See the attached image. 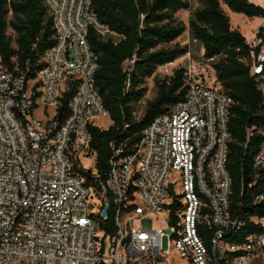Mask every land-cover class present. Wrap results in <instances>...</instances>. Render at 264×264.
<instances>
[{
  "label": "built area",
  "instance_id": "1",
  "mask_svg": "<svg viewBox=\"0 0 264 264\" xmlns=\"http://www.w3.org/2000/svg\"><path fill=\"white\" fill-rule=\"evenodd\" d=\"M43 2L54 45L42 67L28 78L0 61V264L263 261L264 214L245 221L231 210L226 165L233 102L216 80V58L205 59L202 50L200 61L183 68L184 99L144 126L131 153L110 145L102 181L95 170L82 168L81 159L95 164L89 126L107 116L95 86L98 56L87 34L109 31L91 0ZM245 43L249 75L263 92L264 16ZM69 90L67 116L60 120L58 108ZM252 167L264 169V140ZM87 175L94 183L86 184ZM252 202H264V187ZM110 204L113 231L107 232ZM157 217L172 231L167 249L160 228L139 225ZM246 223L253 231L231 241Z\"/></svg>",
  "mask_w": 264,
  "mask_h": 264
},
{
  "label": "trees",
  "instance_id": "2",
  "mask_svg": "<svg viewBox=\"0 0 264 264\" xmlns=\"http://www.w3.org/2000/svg\"><path fill=\"white\" fill-rule=\"evenodd\" d=\"M188 22L192 41L203 49L205 59L216 58L213 68L221 89L232 99L228 130L227 171L232 179V213L247 221L264 214V202L253 204L252 197L264 187V169L254 171L253 158L264 140V93L249 75L250 59L245 38L234 29L223 9L248 18L263 17L264 7L248 0H198ZM97 20L108 33L90 29L87 41L98 56L95 86L111 122L107 129L89 126L95 171L105 180L111 147L131 153L139 143L141 131L156 116L182 101L186 94L183 68L170 77L154 81L156 95L148 102L142 118L134 117V106L144 97L146 81L159 67L172 66L189 53L176 41L185 31L176 13L188 10V0H91ZM10 29L13 36L7 33ZM50 14L43 0H0V61L14 73L33 78L42 67L46 50L54 45ZM28 67V68H27ZM28 69V72H26ZM73 90L61 98L60 120L67 116V103ZM256 177L255 184L248 188ZM94 183L87 175L86 184ZM174 218V215H172ZM111 204L108 229L112 232ZM175 219L172 220V223ZM253 228L246 223L240 241Z\"/></svg>",
  "mask_w": 264,
  "mask_h": 264
},
{
  "label": "rangeland",
  "instance_id": "3",
  "mask_svg": "<svg viewBox=\"0 0 264 264\" xmlns=\"http://www.w3.org/2000/svg\"><path fill=\"white\" fill-rule=\"evenodd\" d=\"M188 1L190 4V8L188 10H181V11L176 13V18L183 24V26L185 28L184 33L182 34V36L180 38L177 39L176 42L180 46H187L189 53L178 58L177 62L172 66L158 68L155 75L146 81L144 97L142 98V100L139 103H137L134 106V117L136 120H139L140 118H142L147 103L152 101L156 95V88L154 86V81L156 79L161 80V79L170 77L173 74L175 69L186 68L190 64L197 63L198 61L201 60V54H202L203 49L199 45V43H197L196 41H192L190 33H189V29H188L189 19L192 15L193 11L197 7H199V2H198V0H188ZM223 9L229 13L228 15L230 17L234 15V13L228 11V9L226 7L223 6ZM240 30L244 35H246V37H248L247 35L250 31H252V28H248V27L247 28H240ZM7 33L11 34L12 36L14 35L10 29L7 30ZM263 92H264V86H263ZM35 116L38 117L39 114L36 113ZM107 117L108 116H106V117L103 116V117H100L99 119H97L95 121V123L97 124L96 126L101 128V129H107L108 126H110V124H111ZM86 159H81L82 168L84 170L94 171L95 170L94 162L92 160H86ZM171 181H172V177L170 178L169 182H171ZM139 225L142 226L143 228H160L165 235V237L163 238V241H162V247L164 249L168 248V239L172 235V231L167 224H160L159 217H157L155 219L147 220L146 222H140ZM95 226H97V225H95ZM256 264H264V260L259 261Z\"/></svg>",
  "mask_w": 264,
  "mask_h": 264
},
{
  "label": "crops",
  "instance_id": "4",
  "mask_svg": "<svg viewBox=\"0 0 264 264\" xmlns=\"http://www.w3.org/2000/svg\"><path fill=\"white\" fill-rule=\"evenodd\" d=\"M250 3H253V4H255V5H259V6H262V7H264V0H248ZM225 11V10H224ZM229 11V10H228ZM226 12V11H225ZM231 12V11H230ZM226 14L228 15L229 13L228 12H226ZM228 17H229V19H230V23H231V25H232V27L234 28V29H236V30H238L240 33H241V35L246 39V38H250V37H252L253 36V34H254V32H255V30L260 26V24H261V17H254V18H248V17H246V16H243V15H241V14H236V13H234V15L233 16H229L228 15ZM252 28V31H250L249 33H248V37H246V35H244L242 32H241V30H240V28ZM164 67V66H163ZM159 68H162V67H159ZM36 113H38L39 114V116H38V118H41L42 117V114L40 113V112H38V111H36L35 112V114ZM108 116V115H107ZM108 118V117H107ZM109 119V118H108ZM109 122H110V120H109ZM111 123V122H110ZM97 125V124H96Z\"/></svg>",
  "mask_w": 264,
  "mask_h": 264
},
{
  "label": "water",
  "instance_id": "5",
  "mask_svg": "<svg viewBox=\"0 0 264 264\" xmlns=\"http://www.w3.org/2000/svg\"><path fill=\"white\" fill-rule=\"evenodd\" d=\"M106 206L103 207V210L101 212V216L105 217L106 216Z\"/></svg>",
  "mask_w": 264,
  "mask_h": 264
},
{
  "label": "bare ground",
  "instance_id": "6",
  "mask_svg": "<svg viewBox=\"0 0 264 264\" xmlns=\"http://www.w3.org/2000/svg\"><path fill=\"white\" fill-rule=\"evenodd\" d=\"M168 66V65H167ZM167 66H165V67H167Z\"/></svg>",
  "mask_w": 264,
  "mask_h": 264
}]
</instances>
